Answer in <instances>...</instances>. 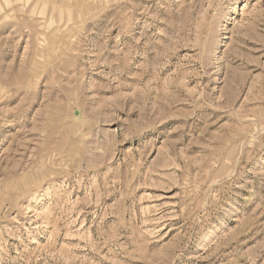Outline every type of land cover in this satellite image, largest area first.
<instances>
[{"label": "rangeland", "instance_id": "1", "mask_svg": "<svg viewBox=\"0 0 264 264\" xmlns=\"http://www.w3.org/2000/svg\"><path fill=\"white\" fill-rule=\"evenodd\" d=\"M0 264H264V0H0Z\"/></svg>", "mask_w": 264, "mask_h": 264}, {"label": "bare ground", "instance_id": "2", "mask_svg": "<svg viewBox=\"0 0 264 264\" xmlns=\"http://www.w3.org/2000/svg\"><path fill=\"white\" fill-rule=\"evenodd\" d=\"M166 52V51H165ZM167 56V55H166ZM150 69V68H149ZM149 72V71H148ZM186 74V73H185ZM157 79V78H156Z\"/></svg>", "mask_w": 264, "mask_h": 264}]
</instances>
